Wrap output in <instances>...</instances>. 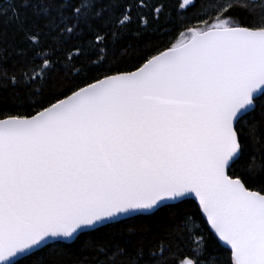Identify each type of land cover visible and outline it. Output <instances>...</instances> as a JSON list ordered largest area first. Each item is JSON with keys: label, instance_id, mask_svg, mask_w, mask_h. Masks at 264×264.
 <instances>
[{"label": "snow or ice", "instance_id": "obj_1", "mask_svg": "<svg viewBox=\"0 0 264 264\" xmlns=\"http://www.w3.org/2000/svg\"><path fill=\"white\" fill-rule=\"evenodd\" d=\"M166 10L0 0V264L185 202L98 264H264V0H179L152 45Z\"/></svg>", "mask_w": 264, "mask_h": 264}, {"label": "trees", "instance_id": "obj_2", "mask_svg": "<svg viewBox=\"0 0 264 264\" xmlns=\"http://www.w3.org/2000/svg\"><path fill=\"white\" fill-rule=\"evenodd\" d=\"M164 2L167 4L166 15L160 18L158 30L145 37V40L150 41L152 45H162L170 37L169 29L176 19V6L179 0H164ZM0 34H3L4 40L10 45L15 46L20 41V36L15 33L12 25H5L0 22ZM11 54L12 49L10 48L9 55L11 56ZM132 63H136V61H132ZM256 116L257 118L260 116L259 109ZM193 203L185 202L174 208L159 210L154 214L138 215L100 227L99 231L81 236L75 243L53 244L39 252L30 264H98L96 255L89 244L109 242L134 246L141 242H147L164 231L174 214L188 213L191 215L194 212ZM196 223L201 224L198 215ZM201 226H206V223ZM227 255V252H222V259L226 260Z\"/></svg>", "mask_w": 264, "mask_h": 264}, {"label": "water", "instance_id": "obj_3", "mask_svg": "<svg viewBox=\"0 0 264 264\" xmlns=\"http://www.w3.org/2000/svg\"><path fill=\"white\" fill-rule=\"evenodd\" d=\"M144 215H149V214H144ZM135 217V216H134ZM132 218V217H131ZM126 219H129V218H122L121 219V221H123V220H126ZM101 227H103V226H101ZM64 244H71L72 242H63Z\"/></svg>", "mask_w": 264, "mask_h": 264}]
</instances>
